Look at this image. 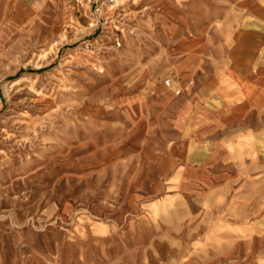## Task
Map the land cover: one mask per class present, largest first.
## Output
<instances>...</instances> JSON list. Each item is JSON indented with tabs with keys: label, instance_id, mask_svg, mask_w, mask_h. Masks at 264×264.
<instances>
[{
	"label": "rangeland",
	"instance_id": "374dc122",
	"mask_svg": "<svg viewBox=\"0 0 264 264\" xmlns=\"http://www.w3.org/2000/svg\"><path fill=\"white\" fill-rule=\"evenodd\" d=\"M234 1L0 0V264H264V136L227 193L193 188L154 115L195 29L216 65Z\"/></svg>",
	"mask_w": 264,
	"mask_h": 264
},
{
	"label": "crops",
	"instance_id": "0c3cea01",
	"mask_svg": "<svg viewBox=\"0 0 264 264\" xmlns=\"http://www.w3.org/2000/svg\"><path fill=\"white\" fill-rule=\"evenodd\" d=\"M230 13L229 42L216 48L214 67L207 65L205 29L198 28L174 53L166 89L154 86V115L165 112L181 139L163 159L180 166L187 186L222 193L264 136V0H235Z\"/></svg>",
	"mask_w": 264,
	"mask_h": 264
},
{
	"label": "built area",
	"instance_id": "2783aa9c",
	"mask_svg": "<svg viewBox=\"0 0 264 264\" xmlns=\"http://www.w3.org/2000/svg\"><path fill=\"white\" fill-rule=\"evenodd\" d=\"M95 11L97 12L98 11V9H95ZM116 46H120V42L117 40L116 41ZM168 85V84H167Z\"/></svg>",
	"mask_w": 264,
	"mask_h": 264
}]
</instances>
